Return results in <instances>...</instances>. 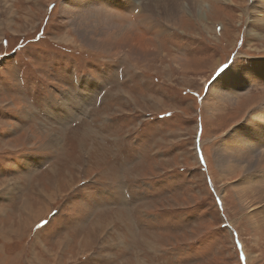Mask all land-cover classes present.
I'll return each instance as SVG.
<instances>
[{
	"label": "rangeland",
	"instance_id": "rangeland-1",
	"mask_svg": "<svg viewBox=\"0 0 264 264\" xmlns=\"http://www.w3.org/2000/svg\"><path fill=\"white\" fill-rule=\"evenodd\" d=\"M78 1L0 0V264H264V81L244 69L264 61L258 0L173 19L162 0ZM122 1L160 52L94 48L71 23L98 19L102 41ZM239 58L243 73H218Z\"/></svg>",
	"mask_w": 264,
	"mask_h": 264
},
{
	"label": "bare ground",
	"instance_id": "bare-ground-1",
	"mask_svg": "<svg viewBox=\"0 0 264 264\" xmlns=\"http://www.w3.org/2000/svg\"><path fill=\"white\" fill-rule=\"evenodd\" d=\"M78 1V0H77ZM100 1V3L101 4H103L104 5V7L106 6V7H109L108 6V4H107V0H99ZM226 1H230V2H233L232 0H226ZM79 2V1H78ZM82 2V1H81ZM85 2V1H84ZM83 2V3H84ZM125 2V3H124ZM162 2L163 3H161V6L162 5H169L168 6V16L170 15L171 16V18L173 19L174 18V15H178V14H180L181 12H183L184 10H191L192 12H193V15L194 16H198V11L201 9V8H203V6H204V3L205 2H209V0H183V1H179V0H162ZM86 3V2H85ZM92 3H94V0H88V2H87V6L89 5H91ZM149 3V2H148ZM153 3V2H152ZM82 4V3H81ZM80 4V5H81ZM119 4V6H125V8H123V7H121L122 9H121V11L120 12H118L119 11V9H120V7H118L117 9H116V11L115 12H113L112 13V15L113 14H115V15H113V17L114 18H116L117 20H115V21H113V19L111 18L110 19V17L112 16H108V15H106V14H104L103 15V17H104V19H106L109 23H110V20H112L111 21V24H108V26H112V27H107V29L108 30H105L108 34L107 35H105V36H103V38H101V40L102 41H100L99 39H97L96 37H93V32H95L96 30H100V26L98 25V24H100V21L98 20V19H92V22H93V24H90L89 22H87L86 20H84L82 17H80L79 15H78V13H74V12H72V11H70V12H72L73 13V16L71 17V23H72V25H73V27L76 29V30H78L79 31V34H80V37L81 38H83L84 39V41L86 42V43H88L89 45H91V46H93L94 48H106V47H108L109 45H113V46H115V43H118L117 45H121L120 47H117L116 49V52H122L121 50H119V49H124L123 51H126V52H129V53H131V54H133L134 56H137V57H139V58H141V59H145V58H149L152 54H156L157 52H160V47H159V44H157V42H155L154 40V38L152 39V37L151 38H149V37H147V34L145 35V34H142V33H139L140 31H138L137 32V30H136V28H134V26H133V24L131 25V26H129V25H127V24H125L124 22H123V15L124 14H126V11H128V9L131 7H129V5H131L130 3H129V1L127 2V1H122V2H120V3H118ZM122 4V5H121ZM126 4H127V6H126ZM79 5V4H78ZM79 5V6H80ZM110 5V7H111V4H109ZM133 5H135V4H133ZM145 5V4H144ZM160 5V4H159ZM257 7H258V9H259V12H262V13H264V0H258L257 1V3L255 4ZM79 6H77V7H79ZM100 6V5H99ZM253 6V5H252ZM81 7V6H80ZM85 7V6H84ZM200 7V8H199ZM87 8V7H86ZM73 9H74V7H73ZM133 9V8H132ZM166 9V8H165ZM72 10V9H71ZM78 10H79V8H78ZM80 10H81V8H80ZM79 10V11H80ZM83 11H84V9H82ZM143 10V9H142ZM160 10V9H159ZM68 11V10H67ZM113 11V10H112ZM132 11V10H131ZM152 11H153V9H152ZM157 11V10H156ZM163 11H165V10H163ZM70 12H68V14L70 13ZM82 12V11H81ZM258 12V13H259ZM131 13H133V12H131ZM156 13V12H155ZM160 13V12H159ZM159 13H157V14H159ZM256 13V12H255ZM144 14V13H143ZM156 14V15H157ZM257 14V13H256ZM69 15H71V13L69 14ZM128 15V14H127ZM133 15H134V13H133ZM132 15V17H135V16H133ZM145 15V14H144ZM259 15H261V13L259 14ZM258 15V18H256L255 20H254V25L256 26V24H259V20H260V16ZM98 16L99 17H101V15L100 14H98ZM120 16H122V17H120ZM125 16V15H124ZM139 16H140V14H139ZM89 16H88V14H87V18H88ZM127 17V16H126ZM130 17H131V15L129 16V19H130ZM141 17V16H140ZM143 17V16H142ZM90 18V17H89ZM128 18V17H127ZM110 19V20H109ZM147 19V18H146ZM145 19V20H146ZM171 19V20H172ZM135 20V18H133V21ZM149 21H150V23H152L153 21H155V20H152V17H151V20L150 19H148ZM138 21V20H137ZM264 21V20H263ZM113 22H115L114 23V25H113ZM125 22H126V20H125ZM156 22H158V21H156ZM149 23V24H150ZM163 24H164V21L162 22ZM256 23V24H255ZM105 24V23H104ZM116 24V25H115ZM117 24H119L120 25V28H118L119 26L117 25ZM155 24V23H154ZM158 24V23H157ZM160 22H159V25L158 26H160ZM93 25V26H92ZM101 25V24H100ZM152 25H153V23H152ZM138 26V25H137ZM151 26V25H150ZM155 26H157V25H155ZM155 26H153L154 28H155ZM162 26V25H161ZM259 26V25H258ZM152 27V26H151ZM114 28V29H113ZM153 28V29H154ZM158 28V27H157ZM162 28H164L163 26H162ZM166 28V27H165ZM148 29V28H147ZM156 29V28H155ZM159 29H160V27H159ZM159 29H156L157 31H159ZM142 30H145L144 28L143 29H141V32H142ZM166 30V29H165ZM148 31V30H147ZM155 31V30H154ZM163 32V31H162ZM146 33V32H145ZM155 33V36H157L156 35V33H158V32H154ZM145 36V38L143 37V36ZM150 35H151V33H150ZM261 36V35H260ZM147 37V38H146ZM156 38V37H155ZM156 40H157V38H156ZM87 44V45H88ZM114 50V49H113ZM155 58V57H154ZM250 61L249 62H247L248 64H243L244 66H246V67H244V69L245 68H249V70H251V69H255V71H253V72H255V74L254 73H251L250 75H251V78H250V81H255V82H257V81H260V80H262V81H264V71H262V68H264V61H261V59H259V58H256V59H249ZM139 61V60H138ZM245 61H248V59H246ZM242 63H243V61H242ZM260 68V69H259ZM258 69H259V72H258ZM252 71V70H251ZM234 73V75L231 73V77H233V78H235V76L237 75V72H233ZM261 73V75H259ZM228 79H229V74L227 75V76H224V77H222V78H220L217 82H215L214 84L215 85H213L212 87H211V90H212V92L213 93H215V96H216V94L217 93H220L221 91H220V89H222L221 88V86H227V87H225V90L227 89V88H229V86L231 85H233V82H235L233 79H229L230 80V82L228 81ZM224 82H226V84L224 83ZM246 82V81H245ZM85 84V83H84ZM81 85V84H80ZM92 85H95L94 83H92ZM235 85V84H234ZM263 85V84H262ZM236 86V85H235ZM81 87V86H80ZM86 87H87V85H86ZM93 88H94V86H93ZM232 88V87H231ZM82 89H84L85 91H87V97L90 95V93H91V89L90 88H85V85L84 86H82ZM244 89V88H243ZM81 90V89H80ZM90 90V91H89ZM223 91L222 93H225L226 91ZM79 93H81V92H79ZM85 94H86V92H85ZM225 94H229V93H225ZM83 95V94H82ZM212 97V96H211ZM239 104V103H238ZM208 105V108L210 109V114L211 115H213V116H216L215 114L217 113V111H215L214 109H216V107L213 105V103H209V104H207ZM67 106V105H66ZM56 113V112H55ZM61 113V112H60ZM252 116V115H251ZM48 143L49 144H51L52 146H53V144H55L56 142H57V139L55 138V137H52L51 136V138H49L48 140ZM251 141H253V140H251ZM250 141V142H251ZM47 144V143H46ZM256 146V145H255ZM249 148H251V147H249ZM254 149V148H253ZM257 149V148H256ZM255 153V152H254ZM251 154V153H250ZM227 156V155H226ZM228 157V156H227ZM255 157V156H254ZM216 158H217V165L219 166V167H223L224 168V170H226L227 171V167H229V171H231V172H233V171H235L234 170V164H232L231 162H232V160H228V159H226L224 156H223V152H216ZM229 158V157H228ZM240 158V157H239ZM230 159V158H229ZM241 159V158H240ZM256 159V158H255ZM260 159H262V160H260ZM260 159H258L257 160V167L259 168V165L261 166V167H264V152H263V154L261 155V158ZM240 162H241V160H240ZM248 162H249V160H248ZM250 162H253V161H251V159H250ZM227 163H229L228 165H227ZM255 163V162H254ZM251 165H252V163H251ZM250 165V166H251ZM242 166V165H241ZM245 166V165H244ZM249 166V167H250ZM260 167V168H261ZM240 168V167H239ZM241 168H243V166L241 167ZM247 168H248V166H247ZM251 168V167H250ZM238 169V168H237ZM249 169V168H248ZM247 169V170H248ZM243 170V169H242ZM238 171V170H237ZM264 171V170H263ZM230 172V173H231ZM239 172H240V170H239ZM241 173H242V171H241ZM256 181V180H255ZM256 183V182H255ZM262 183V182H261ZM249 185H251L250 183H249ZM244 186V185H243ZM256 187V186H255ZM254 187V188H255ZM263 187V186H262ZM251 188V187H250ZM249 188V189H250ZM246 190V189H245ZM245 190H243V187H238L237 189H236V194H237V196H238V198H239V200H241V201H244V200H247L248 199V197L249 198H251L252 200H247V201H249L248 202V204L249 205H251L252 203H256V202H260V200L262 199V197L264 196V191L263 192H261V194L263 195H257V194H254L252 191H247L248 190V188H247V190L245 191ZM254 191V190H253ZM246 202V201H245ZM252 209V208H251ZM253 213H254V211H253ZM97 222V221H96ZM101 224V223H100Z\"/></svg>",
	"mask_w": 264,
	"mask_h": 264
},
{
	"label": "snow or ice",
	"instance_id": "snow-or-ice-1",
	"mask_svg": "<svg viewBox=\"0 0 264 264\" xmlns=\"http://www.w3.org/2000/svg\"><path fill=\"white\" fill-rule=\"evenodd\" d=\"M239 71L241 73L244 72V69L243 67L241 66V59H237V60H234L232 61L231 63L229 64H225V65H222L217 71L220 75H224L228 72H231V71ZM167 115H171L170 113L167 114ZM201 159H203V156L200 157ZM48 222L47 221H44L42 222V224H47ZM42 225H37V228H40Z\"/></svg>",
	"mask_w": 264,
	"mask_h": 264
},
{
	"label": "crops",
	"instance_id": "crops-1",
	"mask_svg": "<svg viewBox=\"0 0 264 264\" xmlns=\"http://www.w3.org/2000/svg\"><path fill=\"white\" fill-rule=\"evenodd\" d=\"M209 93V91H207V94Z\"/></svg>",
	"mask_w": 264,
	"mask_h": 264
}]
</instances>
